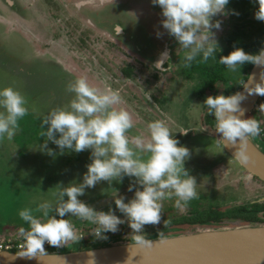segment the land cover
<instances>
[{
	"label": "clouds",
	"instance_id": "obj_1",
	"mask_svg": "<svg viewBox=\"0 0 264 264\" xmlns=\"http://www.w3.org/2000/svg\"><path fill=\"white\" fill-rule=\"evenodd\" d=\"M151 3L161 8L163 29L185 50L184 67H189L198 57L199 63H206L209 58L215 59L217 44L210 30L219 29L220 22H213L211 18L224 14L229 0H151ZM257 3L259 8L255 18L264 21V0H257ZM114 31L118 35L122 25L117 23ZM160 57L154 64L159 70L168 59L167 50ZM218 62L233 72L246 62L264 66V48L255 55L236 48L227 56H221ZM260 79L261 83L251 88L244 85L249 94L255 92L264 95V71ZM258 88L261 90L258 91ZM66 91L72 94L68 104L50 109L40 119V137L46 139L39 148L46 150L48 155H54L52 149L47 148L51 141L60 149V154L65 150L79 153L88 149L91 163L86 165L82 182L69 183L64 187L57 184L52 200H43L35 208L26 207L19 211L18 215L27 227L21 226L17 230L21 249L16 255L38 258V254L46 253L45 243L59 248L66 242L80 240L71 220L64 218L66 214L93 225L90 233L97 239H106L105 233L116 232L126 220L132 230V246L151 248L153 241L143 235V226L159 223L161 202L174 196V206L182 209L197 197L196 181L184 167V162L189 158L188 148L173 137L164 120L149 122L147 137H129L128 132L134 126L132 117L125 108L120 107L122 98L110 86L97 88L81 76L71 80L66 85ZM261 97L250 114L256 109L264 111ZM244 98L239 92L228 96H208L203 105L208 114L214 116L215 131L220 134L224 147L231 146L236 160L247 164L248 140L260 135L262 129L258 120L240 118ZM26 105L25 97L15 88H0V139L12 140L19 129L18 121L28 114ZM125 176L134 178V183H129L128 191H133L137 185L139 187H135L134 196L127 203L123 196L115 198V195V209L123 218L117 216L111 207L107 212L96 210L78 199L85 194L86 188H92L100 181H107L111 185L113 181L122 182ZM169 223L165 221L166 226ZM157 236L161 243L168 240L164 231H158ZM88 256V264H93V252H89Z\"/></svg>",
	"mask_w": 264,
	"mask_h": 264
},
{
	"label": "rangeland",
	"instance_id": "obj_2",
	"mask_svg": "<svg viewBox=\"0 0 264 264\" xmlns=\"http://www.w3.org/2000/svg\"><path fill=\"white\" fill-rule=\"evenodd\" d=\"M51 1L57 4L56 7H46V0H36L37 4L43 5L42 7L45 6L40 15L43 19L42 26L50 29L52 33V36L49 33L43 38L38 28L41 21L38 22V18L36 21L32 16L36 15L33 7L29 10V8L20 6L19 2L14 0L15 6L10 9L0 0V88L11 86L18 90L27 101L28 114L18 121L19 126L23 128L22 133L28 132L30 139L37 136L41 132L40 119L43 115L52 108L68 104L72 94L66 91V85L71 80L83 76L90 85L103 89L104 84L98 80L102 79L107 86L119 92L122 98L120 107L125 108L132 117L134 126L128 132L129 137L135 135L147 137V124L154 120L166 121L173 132V137L178 141L180 140V138H177L178 135L183 137L181 141L185 140V143H181V145L189 150V158L184 162V166L190 167L192 170H189V175L194 177L196 181L197 194L200 190L205 194L197 195L195 199L198 204L220 207L229 206L243 199L251 200L264 197V185L261 181L247 173V171L246 174L244 168L235 159H230L229 155L226 157L227 152L220 145L215 126L212 129L211 126L202 125L203 121L199 122L203 116V103L200 100L188 101V103H185V108L188 109L186 112H182L181 103L184 96H186L184 89L191 88L194 84L193 80L184 78L180 82L177 71L171 68V75L165 72L166 74L159 75L158 79H153L152 75H149L152 70L143 72L140 68V73H136L137 75L134 77L122 76L118 70L116 72L112 71V73L109 70L108 74H97L98 76H95V73H93L95 65L91 56L85 58L81 56L74 57L73 60L77 61L78 66L71 60L65 61L62 68L54 63V57L51 56V53L52 50L59 49L57 43L61 44L59 40L60 29L62 25L65 26V23H63V16L61 18L62 22H60L62 25L60 26H54V24L50 26L45 22L49 19L55 21L54 19L57 20L61 17L57 0ZM237 1L241 2L242 0ZM96 3L99 4L97 1ZM141 5L144 6V4ZM100 7L102 6H98V8ZM116 7L119 10L117 15L119 18H124L123 14L126 12V14H132L131 17H136L144 23L145 27L143 25L142 27L130 25V27L124 26V29L130 36V41L127 42L128 45L136 51H138L137 47L140 48L139 53L147 58V52L150 51L151 46L160 37L151 33L152 24L150 17L146 16L147 10L133 8L135 7L133 1L130 4L131 11H125L121 6ZM102 13L106 14V10H101ZM105 18L107 19L106 22L115 21L113 15L106 14ZM254 21H257L255 23L257 26L263 22L258 19ZM251 27L249 26V28ZM127 28H130V30ZM254 28L249 30H254ZM251 37L252 35L247 37L246 40H251ZM225 45L222 47H225ZM61 47L69 56H75L74 54L71 55L73 48L68 50L65 44ZM183 56L184 54L178 55L177 58H180V60H177V66L181 65ZM150 58H152L151 55ZM97 61L100 64L102 62L101 59ZM119 61L120 59L117 58L111 63L114 62L113 66L115 65L117 68ZM218 65L219 71L227 73L231 78L227 80L228 84H232L237 80L238 69L233 72L220 63ZM189 68L190 66L181 67L182 73H186ZM238 82L241 83L242 79H239ZM155 83H159L160 86ZM181 83L183 87H176V85L180 86ZM157 98H167L168 101L164 105H160L159 101H156ZM204 111L206 112V110ZM253 113L258 116L260 111L256 109ZM251 117L252 115L247 116V118ZM35 129H38V131H35ZM28 130L33 133H29ZM255 143L258 144V142ZM260 146L264 150V144ZM21 147L27 148L25 145ZM53 153L54 155H48L46 151H41L40 148L34 149L31 153H25L19 151L18 147L17 149L10 147L6 138L0 139V229L2 231L6 225L7 229H10L9 226L12 225L15 228L23 226V221L20 224L19 211L26 207L35 208L36 204L43 200H52V194L56 190L57 184L64 187L69 183L82 182V176L87 171L86 165L91 163L90 150L86 149L79 153L65 150L63 154H60V150H55ZM224 157V162L215 164V158L221 162ZM209 164H212L211 171L207 170ZM201 173L209 178H205L203 181V178L200 179ZM245 177H248V179L246 180ZM130 182L134 183V178L127 176L123 178L122 182L113 181L111 185L107 181H100L94 187L86 188L85 194L79 196L78 199L96 210L102 205L105 207L109 205L117 216L123 218L122 214L115 209L114 197L115 195V198L126 196L120 193L128 190ZM204 185L210 186V189H199ZM135 187H138V185ZM135 187L133 191H128V193L132 194ZM106 192L108 194L102 196ZM124 198L125 203H127L133 197L128 195ZM175 199L173 196L171 199L163 200L161 202L162 206L175 204ZM179 210L185 212L187 208H179ZM36 215L39 216L40 214L36 213ZM64 218L70 219L71 222H80L79 227L89 233L94 227L86 221L69 217L67 214ZM23 227H27V225ZM119 228L130 229L126 220L125 223L118 226ZM196 231L198 230L195 227L186 230V232ZM164 233L165 235L169 234L168 232ZM2 234L12 235L9 231H4ZM147 236H149L148 238H156L152 233L147 234ZM108 244L110 243L103 242L89 247ZM67 247L68 250L73 249V246Z\"/></svg>",
	"mask_w": 264,
	"mask_h": 264
},
{
	"label": "flooded vegetation",
	"instance_id": "obj_3",
	"mask_svg": "<svg viewBox=\"0 0 264 264\" xmlns=\"http://www.w3.org/2000/svg\"><path fill=\"white\" fill-rule=\"evenodd\" d=\"M17 1L19 2L20 6L29 8V10L32 7L35 9L36 15L33 13L34 15L32 16L36 19V21L37 18H38V22L41 21L38 28L40 29L43 38H45L49 33L50 36H52L50 29H47L45 26H42L43 19H41L40 15H41V10H43L45 6L42 7L43 5L37 4L36 0H17ZM46 1H47L46 7L54 8L57 5L56 3H53L51 0H46ZM96 1L99 4H97ZM132 1H133V6H135L133 8L147 10L146 16L150 17V22L152 24L151 33L152 34L154 33L155 35H157V33L160 34L159 35L160 37L156 40V43L153 44V46H151L150 51L147 52L148 53L147 58H144V55L142 53H139L140 48L137 47L138 51H136L135 49L131 48V46L128 45L127 42L130 41V36L128 35V33H126V30L124 29V26L130 27V25L136 27L137 26L142 27L143 25L145 27L144 23L136 19V17L135 18L131 17L132 14H126V12L123 14L124 18L122 19L117 16L119 10L116 6L123 7L125 11H131L130 4L132 3ZM1 2H3L6 7L7 6L10 7V9L15 6L14 0H1ZM57 3L60 7L59 11L61 13V17L57 18V20L54 19L55 21H51L49 19V20H45V22H47L50 26H52L53 24L54 26L55 25L60 26L62 25V23H60L62 22L61 18L62 16L64 17L63 23H65V26L62 25L60 29L61 32L59 34V40L61 44L59 45L57 43L59 49L52 50L51 53L52 54L51 56L54 57L53 60L54 63H56L61 68L63 67L65 61L67 60H71L72 62L75 63V65H77V61L73 60L74 57L78 58L79 56H81L85 58L86 56H91L92 61L94 62L95 65L93 68V73H95V76H98L97 74H101V75L108 74L109 70L111 73L112 71L116 72L118 70L122 76L134 77L135 75H137L136 73H140L139 70L141 69L143 70V72H146L147 70H152V72H149L150 73L149 75H152L153 79H158L159 75L162 74L167 73L168 75H171V69H174L175 71H177V74L180 76L179 77L180 82L181 80L183 81L184 78L194 81V84L191 86V88L184 89L186 96H184L183 102L181 103L183 113L186 112V110L188 109L185 108L186 102L188 103V101L200 100L203 103L204 100L206 99L205 95L199 96L194 93L195 87H204L203 81L200 78H198L196 74H193L191 77H189L185 73H182L181 67H183V59L181 61V65L178 66L176 65L177 60H180V58H177L178 55L184 54L185 50L181 49L179 43L175 40V38L169 35L167 31L163 29L161 22L164 19V17L161 14V8L158 5H153L151 3V0H59V1L57 0ZM141 4H144V6H142ZM100 5L102 7L98 8V6ZM39 6H41L40 10H39ZM147 6H149V8H147ZM258 8L259 5L257 3V0H242L241 2H238L237 0H229V3L225 6V13L217 14L216 16L211 18L213 22L215 21L220 22L219 29L210 30L214 33L213 39L216 41L217 44V50L214 53V56L218 54L219 57L214 62L219 61L221 56H227L231 51L236 49V47L231 45V42L239 43L242 40L246 41V38L248 36L243 31L246 30V32L249 33V26L257 22V21L255 22L254 20H256L255 13L256 10H258ZM248 9H250V15L247 12ZM101 10H106V14L113 15V17L115 18L114 20L116 22L115 21L106 22L107 20L105 18L106 14L105 13L101 14ZM251 16L254 17L252 18ZM117 23L122 25V31L118 35H116L114 31V26ZM127 29L130 30V28ZM251 29L253 28L251 27ZM249 41L250 40H247V42ZM64 44L68 47V50H70V48H73L71 55L74 54L75 56H69L67 53L64 52L65 51L64 49L62 50L61 46H64ZM224 44H226L227 46L225 45V47H222ZM165 50H167L168 59L165 60L164 63L162 64L161 70L156 69L154 67V64L158 59L161 58L160 54ZM150 55L152 56V58H150ZM117 58H119L120 61L118 62L119 64L117 65L118 67L116 68L115 65L113 66L114 62L113 63L111 62L113 60H116ZM100 59L102 61L101 64L98 63L97 61V60L100 61ZM140 65H142V67H140ZM98 80L102 84H104L103 86L106 85L105 81H103L102 79H98ZM155 84L157 86H160L159 83H155ZM176 87H183V85L181 83L180 86L176 85ZM157 99L156 101L157 102L159 101L160 105H164L168 101L167 98H161V99L157 98ZM202 110H203V116L202 119L199 120V122L202 121L204 122L206 115L208 114L206 106L203 105ZM204 110H206V112ZM249 115H252L251 118L256 119L255 114L252 113ZM202 125L208 126L204 123ZM44 127L46 130L47 126ZM22 130L23 128L19 126V129L16 132L15 136L12 138V140L7 139L10 147L16 149L18 147L19 151H24L25 153H31L34 149L37 148L39 149V145L43 144L44 140L46 139L45 137H40V134L34 136L33 138L31 137L32 139H30L28 137L29 136L28 132L22 133ZM35 131H38V129H35ZM29 133L32 134L33 132L29 131ZM177 138H180L179 140L180 145L181 143H185V140L181 141L183 137H181L180 135H178ZM251 139L254 142H258V146L260 148H261L260 145L264 144L262 143L260 136L251 137ZM23 144L27 147L26 149L21 147L24 146ZM220 145L222 144L220 143ZM47 148L52 149V151L60 150L51 141L48 142ZM228 155L229 154L226 153V157ZM229 157L230 159H234L230 155ZM224 161H225V157L224 160L222 159L221 162L217 161L216 158L214 160L215 164H221ZM211 165L212 164H209L207 166L208 167L207 170L211 171ZM184 167L186 170H188V172L189 170L192 171L190 167L187 166ZM193 167L195 168V166ZM219 172H215V173L218 174ZM202 178L204 181L205 178H209V177L203 176V174L201 173L200 179ZM206 188L210 189V186L204 185L201 186L199 189L205 190ZM106 194H108V192L102 194V196ZM120 194L121 195L125 194L126 196L130 195V197L134 196V192L131 194L128 193V190ZM199 194L205 195L204 193L201 192V190L199 191ZM106 206L107 207L102 205L97 210H105V212H107V210L111 206L109 205ZM169 207H175V206L174 204L168 206H162V210ZM21 221L22 220H20V224L22 223ZM24 225L26 224H23V226ZM145 227L146 225L143 226V231H144L143 235L146 236L147 234ZM194 227L198 231L207 228L206 226L195 225L192 226L191 229ZM115 236H116L115 241L111 243L134 242L133 238H131L132 237L131 229L129 231L127 229L125 230L122 229V231L120 230L116 231Z\"/></svg>",
	"mask_w": 264,
	"mask_h": 264
},
{
	"label": "water",
	"instance_id": "obj_4",
	"mask_svg": "<svg viewBox=\"0 0 264 264\" xmlns=\"http://www.w3.org/2000/svg\"><path fill=\"white\" fill-rule=\"evenodd\" d=\"M262 71L264 66L253 64L242 88L235 92L242 93L245 97L241 102V119H246L262 96L255 92L249 94L244 85L251 88L260 84ZM217 136L224 147L220 134L217 133ZM224 149L236 160L231 146ZM247 152V164L236 161L247 173L264 182V151L251 137L248 140ZM259 200H264V197ZM3 228V231L0 229V234L8 231L7 225ZM168 233V240L163 243L159 242L158 237L148 238L153 241L152 247L144 249L132 246L134 242L94 247L76 245L71 250L46 252L31 259L19 257L17 252L0 251V264H88L89 252L94 254L93 264H264V223L217 228L208 226L196 232Z\"/></svg>",
	"mask_w": 264,
	"mask_h": 264
},
{
	"label": "trees",
	"instance_id": "obj_5",
	"mask_svg": "<svg viewBox=\"0 0 264 264\" xmlns=\"http://www.w3.org/2000/svg\"><path fill=\"white\" fill-rule=\"evenodd\" d=\"M258 10H256L257 12ZM250 13V9L247 10ZM252 28L254 30H249V33L244 30L249 37L252 35L251 40L249 42L246 41H237L239 43H232L236 48L243 49V51L247 54L255 55L264 48V21L257 26V24L253 23ZM251 29V28H249ZM218 57L216 54L215 59L209 58L206 63H199V57L196 61H193L190 65L189 70L185 73L187 76L191 77L193 74H196L198 78L203 81L204 87H195L194 93L206 97L208 96H217V95H232L236 91H238L243 86V81H245L249 75L250 69L253 63H244L239 66V71L237 73V80L232 82V84H228L227 80L230 78L229 75L223 72H220L219 62H214ZM231 79V78H230ZM242 79V82L239 83L238 80ZM261 103L264 105V97L261 98ZM258 118L255 120L260 123L261 133L260 138L264 141V111H260V114L257 116ZM204 124L208 126H215L214 116L211 114H207ZM258 180V177L254 176ZM261 181V180H260ZM264 185V182L261 181ZM187 210L185 212L180 211L178 208L169 207L165 208L161 211V219L159 223L147 224L145 227L146 234H154L156 237L158 231L164 232H186V230L195 225H202L206 227H219V226H228V225H258L264 223V200L259 199H243L239 202H234L229 206H202L198 204L195 200L189 201L186 206ZM54 215V213H52ZM165 221H170L167 226L165 225ZM145 226V225H144ZM14 229H17L14 227ZM126 228H123L125 230ZM9 230V229H8ZM122 231V228H119L117 231ZM127 230H130L127 228ZM13 230H11L12 233ZM13 234V233H12ZM116 232H108L104 235L106 239H103L100 242V239H96V243L92 242L94 237H88L85 239V243L82 247H89L94 244H101L103 242L111 243L115 241ZM147 236L146 238H148ZM132 238V237H131ZM68 250L61 249L60 251Z\"/></svg>",
	"mask_w": 264,
	"mask_h": 264
},
{
	"label": "built area",
	"instance_id": "obj_6",
	"mask_svg": "<svg viewBox=\"0 0 264 264\" xmlns=\"http://www.w3.org/2000/svg\"><path fill=\"white\" fill-rule=\"evenodd\" d=\"M75 230L77 232V235L81 237L80 240L77 241H69L64 243L61 247L56 248L53 247L47 243L44 244V249L45 252H51V251H59L62 248L63 249H67V246H76V245H83L85 242V239H87L88 237H92L91 233H89L88 231L84 230L83 228L79 227L80 222L77 221H73L72 222ZM97 238L94 237L93 241L94 243H96ZM103 239H100V242H102ZM21 249V240L19 239L17 233L16 234H12L9 236L0 234V251H12V252H18Z\"/></svg>",
	"mask_w": 264,
	"mask_h": 264
},
{
	"label": "crops",
	"instance_id": "obj_7",
	"mask_svg": "<svg viewBox=\"0 0 264 264\" xmlns=\"http://www.w3.org/2000/svg\"><path fill=\"white\" fill-rule=\"evenodd\" d=\"M12 226H13V225H12ZM12 226H9V227H11V228L8 230L9 233H11V230H13L12 233L17 232L18 229H14V227H12ZM12 233H11V234H12Z\"/></svg>",
	"mask_w": 264,
	"mask_h": 264
}]
</instances>
